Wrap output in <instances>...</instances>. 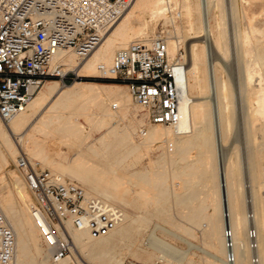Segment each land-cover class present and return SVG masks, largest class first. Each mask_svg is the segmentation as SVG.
I'll return each mask as SVG.
<instances>
[{
  "label": "bare ground",
  "instance_id": "6f19581e",
  "mask_svg": "<svg viewBox=\"0 0 264 264\" xmlns=\"http://www.w3.org/2000/svg\"><path fill=\"white\" fill-rule=\"evenodd\" d=\"M180 1L132 0L84 61L79 62L66 51L55 56L79 75H97L98 64L112 73L115 52L135 41L148 42L153 36L152 20L162 17L173 27L167 39L170 58L179 52L180 38L188 45L187 57L184 54L187 101L176 126L148 124L146 112L140 105H132L124 86L89 81L62 85L49 80L5 125L0 118V211L15 233L14 264H45L49 257V249L30 214L31 193L17 170L8 168L19 153L39 157L44 166L56 171L52 172L75 178L87 195L99 197L123 212L116 228L99 238L69 229L73 252L60 264H123L127 257L145 264L159 260L194 264L185 250L157 234L158 230L182 239L171 227L153 221L160 219L178 228L170 213L174 207L180 208L181 216L191 223L179 228L195 236L193 224L199 225L200 239L206 247L199 248L211 264H226L225 226L233 232L236 264H251L246 234L248 224L253 223L259 264H264V0ZM179 4L184 12V28L175 23L181 13H172ZM227 21L232 28L230 40ZM231 51L236 57L234 88L232 79L222 76ZM236 93L241 112L238 122L246 145L244 167L237 144L226 148L237 122ZM117 118L124 120L119 130L109 125ZM81 119L97 130L106 127L94 139L103 153L111 155L110 163L103 167L81 155H98L97 148L89 147L82 153L80 149L71 165L58 162L52 167L51 157L60 154V145L83 142L81 132L85 126ZM137 125L147 129L141 141L133 142ZM142 149L159 150L162 163L152 166L150 172L126 173L125 177L138 187L131 189L127 180L107 169L119 166L115 160L118 150L123 153L122 160ZM193 150L196 158H190ZM166 164L171 169H166ZM202 219L206 220V228ZM185 240L192 246L190 240Z\"/></svg>",
  "mask_w": 264,
  "mask_h": 264
},
{
  "label": "built area",
  "instance_id": "2783aa9c",
  "mask_svg": "<svg viewBox=\"0 0 264 264\" xmlns=\"http://www.w3.org/2000/svg\"><path fill=\"white\" fill-rule=\"evenodd\" d=\"M132 0H0V118L7 123L23 111L49 80L62 85L82 80L74 67L55 59L59 51L84 61L101 43L107 27L116 22ZM97 77L118 79L131 99L146 112L148 124L176 126L187 101L186 63L179 52L170 58L167 38L153 35L148 42L135 41L118 49L112 73L97 65ZM116 107V105H113ZM146 126L138 134L146 133ZM31 193V217L49 249L45 264H60L73 252L71 230H83L91 238L109 234L123 219L122 210L96 196L81 184L52 172L27 154L13 162ZM251 264H259L257 232L247 226ZM225 263L236 264L233 232L225 226ZM15 233L0 211V264H14ZM123 264H145L126 259ZM151 264H175L155 261Z\"/></svg>",
  "mask_w": 264,
  "mask_h": 264
},
{
  "label": "rangeland",
  "instance_id": "374dc122",
  "mask_svg": "<svg viewBox=\"0 0 264 264\" xmlns=\"http://www.w3.org/2000/svg\"><path fill=\"white\" fill-rule=\"evenodd\" d=\"M177 2L180 3L181 1L177 0ZM176 12H180L181 13V17L176 18L175 19V23H176V25L184 28V26H185V20L183 18L184 12L182 11V8H181L180 4H179V6H177V8L174 9V11H172L173 14H175ZM167 15L170 16L171 13L167 12ZM151 23H153L151 25L152 26L151 27V31L153 29V31L151 32L152 35H160V34H162L168 39V36H170V33L168 31L171 32V29H173L172 25L165 24L164 23V19L162 17H158V18L152 20ZM154 24H155V26H154ZM153 26L155 28H153ZM227 29H228V31H227L228 34L227 35L230 34L229 38L228 37L227 38H228V40H230L232 38L231 37L232 36V28L229 25V21H227ZM179 40H180V45H181V47H180L181 51L183 52V54H186V57H187V55H188V45L186 44V42L183 43L181 38ZM232 52L233 51L230 52V55H232V56L229 55L230 59L228 58L226 60L227 63L224 66L226 68H223V70H222L223 72L222 73L224 75L222 74V76H224V78H227L229 76L230 80L232 79L230 82H232L231 84H233V88H234L235 87V83L237 81V79H236L237 78V70H236V63H235L236 57L234 56L235 55L234 52L233 53ZM206 53H207V51H206ZM224 69H226V71L227 70L229 71L228 75L226 74V71ZM234 72H235V74H234ZM82 81L106 83V84H115V85L118 84V85L124 86V88L128 91L126 83H124V82H122V81H120L118 79H113V78L102 79V78L97 77L96 75H93V76H84L82 80H76V82H82ZM68 84H72V81L71 80L67 81L66 85H68ZM235 97H234L235 101L239 100V101H236L237 103L234 101V106L236 107L235 110L238 108L236 110V114H237V116H236L237 120L236 121L237 122L232 127L233 130H232V133L230 135V138H229V141H228L229 143L226 146V148H228L229 145H234L235 143L237 144V145L236 144L235 145L238 146L239 149H240L241 163H242V166L244 167V165L246 166L247 160H246V154H245L246 145H245V140H244L243 129H242V127L240 126V124L238 122V121L241 120L240 98H239V95L237 93L235 94ZM132 105L135 106V103H133V100H132ZM81 121L83 122V124L85 126V128L82 130L83 132H81V134L84 136V138L82 140L83 142H77L76 141L77 143H80V145H77V144L72 145L71 142L66 141V143L64 142L65 144L60 145V154H55V155H53L51 157L53 162H54V164L51 165L52 167L55 168V166L57 165V164L55 165V163H58V162H63L66 165H71L72 162L79 156L78 152L81 151V153H82L85 149H88L89 147L97 148L98 149V155L96 157H91L88 152H83L81 155H83V156L86 155V157L89 158L90 161H92L94 163H97V164H101V165H103V167H105L106 165H108L110 163L111 155L108 154V153H103L102 150H101L102 147H99V142L94 139V137L99 136V134L101 132L105 131L106 127L105 128L103 127L101 130H97V129H95V127L90 126L88 123L84 122L82 119H81ZM2 123L4 125L6 124L3 121H2ZM123 123H124V120H122L120 118H117L116 120H114V122L109 123V125L116 126L115 128H117V130H119V126L122 125ZM237 125L240 128L237 127ZM163 126H167V125H163ZM137 129H139V125L136 126V129H135V131L132 134L131 138H132L133 142L141 141L140 135L138 134V132H136ZM87 133H89V135L85 137V135ZM242 134H243V136H242ZM232 140H235V141H232ZM230 141H231V143H230ZM242 142H244V143H242ZM70 144H71V146H70ZM76 147H78V148H76ZM243 149H244V151H243ZM195 153H196V150H193L190 153L191 154L190 158H196L195 157ZM122 154L123 153L119 152V150H118V153L115 155V160L120 162L119 166L115 167L113 170H110V169H107V170L110 171L113 175H117L118 177H121V178L127 180V184L129 185V188H131V189L138 188V187L136 185H134L132 181L128 180L127 177H125L126 173H132V172H135V171L150 172L152 170V166L156 167L158 163H162V159H161V157L159 155L160 154L159 150H153V151H150V152H144V150L142 149L141 151L133 152L132 154L128 155L125 159L121 160ZM30 159L34 160V161H38V162L40 161V158L37 157V156H33ZM40 165H41V167L43 166V167H45L47 169H50V170L52 169V171H55V170H53V168H48V167L44 166L45 165L44 162L40 161ZM171 167L172 166L170 164L169 165L166 164V169H171ZM8 168H14V165H13L12 161H10V165H9ZM65 176L64 177L67 178V179L71 178V176L70 177H68L67 175H65ZM7 179H8V177H7ZM71 179H74V181H77L75 178H71ZM168 181H169V183H171L170 178H168ZM128 192H129V194L134 193L132 190H128ZM246 192H247V190H246ZM248 192H249V188H248ZM263 192H264V188H263ZM246 198L247 199L249 198V197H247V193H246ZM170 213H172V215H171L172 219L174 220L175 225L178 226V228H176L175 226H171L169 223L162 222V220H160V219L156 220V218H154L153 221L159 222L160 224L162 223V225H165L168 228L171 227L175 232H177L176 235L182 237V239L181 238H177L176 236H172L171 234L161 233L158 230H157V234L160 237H163L166 241L170 242L176 248H180L181 251L185 250V252L188 255V257H190L191 259L194 260V262H195L194 264H211L210 261H208V257L206 255V253H204V251L199 248V247L206 248L205 245L203 244V242L200 239L201 233H200L199 225L198 224H193V226H194L193 227V232H194L195 236H191L186 231H184L183 229L179 228V226H181V225H186V226H190L191 225V223L186 218L181 216L180 208L174 207L170 211ZM205 224H206V220L202 219L203 228H206V226H204ZM201 231H202V229H201ZM183 238H185V239L187 238L188 240H190L191 243H193V244H191L192 246H190V244H188V242L185 239H183ZM194 245H197L198 247L194 246ZM130 258L131 257H127L126 259H130ZM131 259H133V258H131ZM138 261H140V260H138ZM168 263H175V262L170 261ZM175 264H177V263H175Z\"/></svg>",
  "mask_w": 264,
  "mask_h": 264
}]
</instances>
